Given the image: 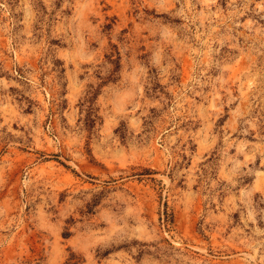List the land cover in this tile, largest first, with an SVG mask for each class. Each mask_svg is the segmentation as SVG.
<instances>
[{
  "label": "rangeland",
  "instance_id": "obj_1",
  "mask_svg": "<svg viewBox=\"0 0 264 264\" xmlns=\"http://www.w3.org/2000/svg\"><path fill=\"white\" fill-rule=\"evenodd\" d=\"M0 264H264V0H0Z\"/></svg>",
  "mask_w": 264,
  "mask_h": 264
}]
</instances>
